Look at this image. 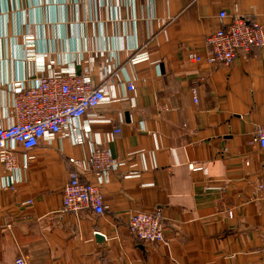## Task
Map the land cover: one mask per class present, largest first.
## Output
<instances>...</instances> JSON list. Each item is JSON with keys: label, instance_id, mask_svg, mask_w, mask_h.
Here are the masks:
<instances>
[{"label": "crops", "instance_id": "obj_1", "mask_svg": "<svg viewBox=\"0 0 264 264\" xmlns=\"http://www.w3.org/2000/svg\"><path fill=\"white\" fill-rule=\"evenodd\" d=\"M235 6L264 27V0H0V126L14 121V82L72 64L107 98L56 138L15 146L25 169L0 160V264H264V148L251 143L264 47L229 65L185 58ZM98 145L121 165L101 186L105 211L62 212L68 159L85 163ZM156 209L166 240L133 239L128 218Z\"/></svg>", "mask_w": 264, "mask_h": 264}, {"label": "built area", "instance_id": "obj_2", "mask_svg": "<svg viewBox=\"0 0 264 264\" xmlns=\"http://www.w3.org/2000/svg\"><path fill=\"white\" fill-rule=\"evenodd\" d=\"M231 16L227 22L229 16L226 12H218V28L205 38L203 54L187 52L185 58L188 63L204 61L208 65H229L238 52H248L250 47H264V27L260 23L240 16L236 6ZM27 41L32 42V39L28 38ZM42 67V64L39 65L38 70ZM12 87L9 108L14 121L9 126H0V160L2 168L14 174L25 169L18 165L15 146L25 151L35 148L41 140L56 138L63 130L70 129L74 121L88 116L107 100L102 89L91 85L87 74H75L73 64L66 67L65 71L49 72L31 82H14ZM127 89L131 91L134 86L127 82ZM190 94L196 104V83L190 89ZM88 132L87 125L82 127L81 133L76 136V143L84 142ZM251 143L264 148V126L256 129ZM68 162L73 170L62 189V212L76 215L81 210H88L102 215L106 206L101 186L107 182L111 172L121 167L119 161L111 156L108 149L98 145L92 148L87 162L75 158H69ZM189 167L193 169L194 166ZM13 185L11 181L7 187ZM126 229L138 242L157 244L166 240L160 209L132 214L127 220ZM14 264L26 263L19 257Z\"/></svg>", "mask_w": 264, "mask_h": 264}, {"label": "water", "instance_id": "obj_3", "mask_svg": "<svg viewBox=\"0 0 264 264\" xmlns=\"http://www.w3.org/2000/svg\"><path fill=\"white\" fill-rule=\"evenodd\" d=\"M95 238H96V242H97V243H102V242H104V237H103L101 234H99V233H96V234H95Z\"/></svg>", "mask_w": 264, "mask_h": 264}]
</instances>
